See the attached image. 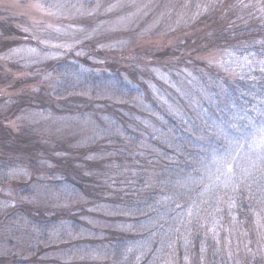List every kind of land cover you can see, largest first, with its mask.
I'll use <instances>...</instances> for the list:
<instances>
[{"label": "rangeland", "instance_id": "rangeland-1", "mask_svg": "<svg viewBox=\"0 0 264 264\" xmlns=\"http://www.w3.org/2000/svg\"><path fill=\"white\" fill-rule=\"evenodd\" d=\"M262 18L264 0H0V264H264V129L253 120L232 124L239 135L222 130L216 150L187 151L193 173L174 161L166 195L190 203L179 251L150 252L120 213L171 168L186 147L177 137L221 132L207 76L233 57L214 33L226 19L238 32ZM261 30L250 38L264 55ZM62 66L120 72L139 93L57 100L49 71ZM240 124L251 127L244 136ZM255 135L257 184L238 170L245 156L231 155Z\"/></svg>", "mask_w": 264, "mask_h": 264}, {"label": "trees", "instance_id": "trees-1", "mask_svg": "<svg viewBox=\"0 0 264 264\" xmlns=\"http://www.w3.org/2000/svg\"><path fill=\"white\" fill-rule=\"evenodd\" d=\"M252 17L253 15L251 18ZM261 20V26L257 27L256 25L252 28L246 27L244 30L237 29V32L236 30L233 31L228 29V24H230L231 20L229 19L227 21L226 19V22L224 23L225 25L222 24L219 26L217 31L214 33V44L219 45L221 42L225 43L226 47L229 46L231 48L229 49V55H231L233 58H229V60L231 59L232 64L229 62L227 64L226 61H224V66L227 71L233 72L236 70L235 74L237 75L235 78L232 77L233 79L230 78L228 75L231 76V72H224V68L219 73L214 71V69L213 73L210 70L208 71L211 72V75L209 74L207 76V81L211 79V83L213 84L210 92L217 93L214 94L213 99H211L212 101L214 100V103H219V105L223 106L225 110V112L213 113V117L219 124L221 132H218V134H209L208 136L202 135L200 136L202 139H200V137L195 139L193 135L192 137L194 138L190 139L189 136H187L185 139H180L177 137L176 143L183 142L186 147L184 148L180 146L181 150L177 152L175 149L174 154L172 151L174 146L172 145V148L169 147L173 154L168 158V163H170L171 159V168L168 166V169L164 173H161L163 174L162 176L156 177L157 181L154 182L151 187H137L133 190V194L135 196L128 197L127 194L123 195V193L127 192V190L124 192H114L117 197L122 196L128 198L125 200V202H121L120 206L125 208L130 207V211L121 209L120 213H131L133 218L132 226L135 231H139V233L143 235L142 238L146 240L144 243L148 242L147 246L150 252H153L152 248L154 246L160 247L161 251H166L176 246L175 250L179 251L177 245L174 244L173 246V237H175L183 227L180 224L182 220L189 218L183 213L182 210L190 207V203L185 202V198L183 199L176 194L166 195L167 186L165 182H169L166 178H170L171 181L173 180V178L171 179L173 175L170 174L173 171L172 165L174 161L182 160L186 162H184V164L178 168V170L184 168L182 172L180 171L181 173H183V171L193 173L192 171L194 168L185 159V156L188 154L187 151L195 152L202 149H215L217 144H219L224 138L225 134L222 130L229 131L231 127L235 126L232 124L237 122L236 120L238 118L245 121L253 120L254 123L252 124L259 123V127L262 128L260 130L262 131L264 129V64L258 63V58L263 59L264 55L259 52L258 44H255V41L253 43L252 39L250 38L252 33L256 32V34H258L262 31L261 29L264 28V18L260 19L258 22L261 23ZM232 31L235 33L233 36L231 35ZM244 39H247V43ZM206 40L208 41V38H206ZM242 52L245 56L239 58L238 55H241ZM233 53H236L237 56L234 57ZM255 53L257 55H255ZM45 68L47 70L50 69L49 66H45ZM58 68L59 69L56 70L51 68L49 71L50 73L54 74L53 76L55 77L58 84L53 93H51L52 98L55 97L57 100H73L72 98L79 97L80 95L84 94L83 91L94 94L105 92L106 94L120 97L122 99H129L133 97L134 94L139 93L138 87H133L130 85V82L125 81L122 78L120 72L117 73L118 75L114 72V74H105L103 71L100 72V74L98 72L90 73L84 70L72 72V69H69L66 66ZM76 71H78V69H76ZM31 81L32 80L28 82ZM28 82L23 81V84H27ZM208 113L205 112V115L208 116ZM250 128L251 127L249 124L247 126L246 124H240L239 129L244 130L242 136H244L248 130H250ZM238 133L234 130L233 132L229 131V135L235 136L239 135ZM257 139V135L247 139V145L249 147L251 146L249 150L239 147L235 153H231L232 158L236 159L245 156V163L240 162V165H238V170L243 171V174H246L247 177L250 176L255 184L260 182L257 172H254L259 168L256 165L258 157L253 156L260 147V145H257V142H259ZM252 144H254L256 148H252ZM176 165H179V163L177 162ZM246 175H243V178ZM4 177H6L5 172L3 166L0 164V184L1 182H6ZM144 178L146 179L147 176L145 175ZM161 179L163 181H161ZM137 180L138 179L135 178V181ZM141 180V178L138 180L139 184H142ZM152 182L153 181H151V183ZM244 202L242 201L241 204L237 205L247 206V203ZM129 221H131V219ZM47 222H45V224H47ZM37 229L39 228L37 227ZM120 246L121 245L115 246V251L116 249L117 252L121 251ZM117 254L121 255V253Z\"/></svg>", "mask_w": 264, "mask_h": 264}]
</instances>
